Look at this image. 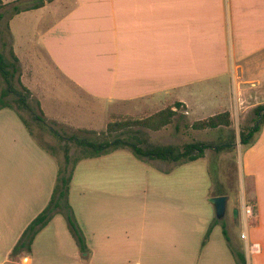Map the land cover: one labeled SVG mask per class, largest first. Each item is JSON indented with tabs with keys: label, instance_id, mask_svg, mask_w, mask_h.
<instances>
[{
	"label": "crops",
	"instance_id": "crops-1",
	"mask_svg": "<svg viewBox=\"0 0 264 264\" xmlns=\"http://www.w3.org/2000/svg\"><path fill=\"white\" fill-rule=\"evenodd\" d=\"M25 14L36 16L37 45L53 74L35 83L39 108L54 119L64 117L60 110L68 112L64 102L72 103L71 98L78 105L112 104L110 112L118 116H148L171 105L186 116L228 111L232 117L222 87L232 85L233 97L242 101L254 78L240 77L264 71V0H44L12 19ZM31 72L36 73L34 64ZM198 117L194 121L207 118ZM120 149L78 165L98 166L84 184L91 188L99 185V178L106 179L100 184L106 183L109 191L129 183L116 179H140L147 200L135 205L137 213H113L117 205L100 202L102 198L85 193L89 189L84 192L77 182L75 187V175L69 202L89 252L81 254L63 216L56 213L35 235L29 252L12 255L26 226L51 197L57 160L15 108H0V264H85L84 257H89L88 264H236L228 244L244 252L246 264H264V118L254 141L241 150L240 209L233 198L231 209L237 208V216L232 221L225 215L214 218L208 201L222 187L214 189L205 169L211 155L207 150L178 165L134 159V166L122 168L118 162L129 157L117 153ZM101 160L109 161L107 169L100 168ZM245 178L252 180L255 218L241 229V239L230 227L239 217L247 224L242 209L247 204ZM222 192L228 202L230 195ZM214 219L219 223L202 243Z\"/></svg>",
	"mask_w": 264,
	"mask_h": 264
},
{
	"label": "rangeland",
	"instance_id": "rangeland-1",
	"mask_svg": "<svg viewBox=\"0 0 264 264\" xmlns=\"http://www.w3.org/2000/svg\"><path fill=\"white\" fill-rule=\"evenodd\" d=\"M37 1L40 0H15L10 2H3L0 0V55L3 57V60L8 63L6 69L11 73V75L8 76L9 81H6L0 74V97L3 90H9V93L2 98L3 101L11 104V106L19 112V114L27 122L29 128L32 130L37 141L54 155L55 159L57 160L58 168V165H64L65 146L68 149V153L71 157L80 155L81 147L76 142L75 138H85L87 140H94L96 142L112 139L113 135L117 133L108 134L106 132L108 123L113 121L138 119V117H145V114L137 116V118L128 115L118 116L117 114L115 115L114 112H110L111 108L114 106L112 104L105 105V103L100 104L95 102L89 105L86 103L78 105L76 99L71 98L72 103L69 101V104L66 100L64 102L68 109H63L67 110L68 112L64 113L62 109L60 110L63 112L61 113L62 116H64L62 119H54L49 115H44V113L39 108V99L37 97L39 87L35 85V83H38L41 77H46L47 73L51 77H53V74L49 70L50 67H48L45 55L37 45L38 31L40 28L35 26L36 16L34 14H25L12 19L13 15L15 14V10L13 8L14 5H17L19 8H23L27 4ZM8 23L10 24V30L8 29ZM12 48H14L13 51L15 50L21 60L20 62H14L17 68L16 71H13V68L9 64L13 62L11 56ZM29 64H31V67ZM33 64L36 73L31 72ZM240 78L243 80H246L247 78H254L253 85H246L249 90L244 92V99L242 101H240L241 98H238L237 100L235 97H233L232 85L230 86L229 83H226L224 85V89L222 87L224 92H228L227 98L223 100L230 105L229 110L231 111L232 116L231 125L228 127L214 129L207 128L201 130L194 129L191 127L193 121L197 120L199 118L198 116L207 117L208 115L189 114L186 116L182 109L176 108V114L173 116L172 122L160 130L152 131L137 127H132L129 130L131 132L137 131L136 136L141 139L142 143H140V146L142 147L153 145H173L179 150H183V147L188 143L205 142L206 148L204 150H207V152L211 153V155H209L206 159V163L204 162L205 169L209 171L212 176L214 189L222 187V190L226 192V194L228 193L230 195V200L227 202L225 217L231 221L235 217L233 214V209L236 208L234 207L231 209V202L233 201V198L239 200L237 202L238 209H240L239 202L241 201L242 187L240 176V154L244 146L239 141V133L243 131L246 132L254 125L255 121L257 120L256 108L259 105L264 106V71L258 73L257 77ZM50 83L52 82L50 81ZM27 85L31 87L29 93L24 90L25 87L27 88ZM221 92L222 91L220 89V93ZM18 95L23 96L25 105L18 102ZM257 103L261 104L257 105ZM213 113L214 111L212 109V114ZM136 129H139V131ZM231 142L237 143L234 145V149L227 147L219 151H215L214 147L217 144H226ZM113 151L110 152L113 153ZM117 153L124 155L127 154L129 157L127 161H123L122 159L118 162L122 168H125V165L127 164H129L128 166H134V159L143 160L134 155V153L128 148H123V150L120 149V152ZM130 155H132L134 158H131L132 156ZM84 159L85 158H82L81 160ZM143 161L147 162L146 160ZM182 163L183 162H177V165ZM202 163L199 164L200 168ZM78 164L79 163L76 164L72 175V178L75 175V177H77V180L75 181V187L77 182V187H85L83 189L84 192L86 188L89 189L85 193H91L92 196L102 198L103 201L100 202H109L111 204L117 205L114 206L113 213H137L138 211L135 205L140 201L147 200L144 197V193H141L145 185L138 184L140 179H131V176L126 177V179H116L117 181L123 180L129 182L126 186H123L124 188L121 187L123 188L122 190L120 187H118L109 191L110 187L106 183H103L106 179L102 178L95 180L99 181V185L95 188H91L89 185H84L85 182L90 181V173H93L95 170H97L98 166L95 164H82L79 166ZM98 165H100V168L106 167L107 169L109 167V161L101 160ZM101 181L103 182L100 184ZM91 182H93V180ZM113 187H115V185ZM77 190L79 191V188H77ZM191 192L194 193L196 197L199 195V193H196L193 190H190V193ZM109 193L112 196L110 200H108ZM91 195H87V197H91ZM253 200L252 180L247 178V182L245 184V203L252 205L253 207ZM121 205H125V208ZM61 216L63 215L61 214ZM214 218H216L215 213ZM254 218V209L253 215L247 218V224L245 223L243 225L242 218L239 217V220L236 223H232L230 227L232 233L237 236V238H239L241 229H243L244 226L248 224H252L254 222ZM81 254L86 253L82 252ZM81 259L85 264H88L90 261L89 257H84Z\"/></svg>",
	"mask_w": 264,
	"mask_h": 264
},
{
	"label": "trees",
	"instance_id": "trees-1",
	"mask_svg": "<svg viewBox=\"0 0 264 264\" xmlns=\"http://www.w3.org/2000/svg\"><path fill=\"white\" fill-rule=\"evenodd\" d=\"M42 4H43V0H40L31 7L19 8L17 5H14L13 8L15 10V13H17L26 8L40 7L42 6ZM11 56L13 62L9 64L13 68V71H16L17 68L14 62H17L18 59L13 53V51H11ZM7 66L8 63H6L3 60V57L0 55V74L6 81H9L8 76H10L11 73L6 69ZM24 90L27 93H29V90L26 87ZM8 93H9L8 89L2 91L0 97V108L12 107L11 104L3 101L2 99ZM18 102L25 105L22 95H18ZM180 104L181 103H176V107L180 106ZM175 114H176V109H173L172 106H167L163 109L158 110L153 114H150L142 118L131 119L127 121L110 122L107 125L106 132L108 134L117 133L113 135L112 139L105 140L102 142H96L94 140H87L85 138H81V139L75 138L76 142L81 147V152L80 155L78 156L71 157L70 154L68 153V149L65 146L64 165L62 166L58 165L56 179L51 193V197L48 203L46 204V206L26 226L20 238L18 239L17 243L12 249V255L17 254L22 250L29 252L31 250V243L35 235L42 227H44L51 220V218L56 213H60L63 215L66 221L68 231L72 236V238L74 239L75 244L77 245L79 251L81 253L89 252L83 232L79 227V224L74 215V211L68 200L69 188L72 180L73 171L76 164L82 158L98 156L119 148L130 149L134 153V155H136L137 157L143 160L162 159V160H169L174 162H186L203 156L204 149L206 148L204 143H188L183 147V150H179L173 145H153V146L142 147L140 146V143H142L141 139L136 136L137 131L135 132L129 131L130 128L132 127L145 128L152 131L160 130L161 128L165 127L166 125L172 122L173 116ZM256 115H257V120L255 121L254 125L251 128H249L246 132L243 131L239 133V141L243 146L251 144L254 141L255 134H257L260 131L261 124L264 118V106L259 105L256 108ZM20 117L23 120V122L26 124L27 122L23 119V117L21 115ZM231 122L232 121L229 112L224 111L221 113L211 115L205 119L194 121L191 124V127L200 130L207 128L214 129V128L228 127L231 125ZM136 130L139 131V129ZM234 145L235 142L226 143V144L222 143V144H217L214 148L215 151H219L227 147L230 149H234L235 147ZM216 194L223 195V192L222 190H218ZM216 223H219V221L217 219H214L213 222L208 227L203 237L202 243H204L207 240L212 226ZM220 224L222 226L224 237L227 243H229V238L224 223L220 222ZM228 245L229 248L231 249V252L233 253L236 264H246L244 252L241 251L240 249L231 248L230 244Z\"/></svg>",
	"mask_w": 264,
	"mask_h": 264
},
{
	"label": "water",
	"instance_id": "water-1",
	"mask_svg": "<svg viewBox=\"0 0 264 264\" xmlns=\"http://www.w3.org/2000/svg\"><path fill=\"white\" fill-rule=\"evenodd\" d=\"M227 200L228 196L224 194L209 196L208 201L213 206L215 217L217 219H222L224 217L227 207ZM233 214L235 217L237 216V208L233 209Z\"/></svg>",
	"mask_w": 264,
	"mask_h": 264
},
{
	"label": "built area",
	"instance_id": "built-area-1",
	"mask_svg": "<svg viewBox=\"0 0 264 264\" xmlns=\"http://www.w3.org/2000/svg\"><path fill=\"white\" fill-rule=\"evenodd\" d=\"M243 214H244V216L245 217H250V216H252L253 215V207H252V205H249V204H245L244 206H243ZM245 237V234L244 233H242L241 234V238H244Z\"/></svg>",
	"mask_w": 264,
	"mask_h": 264
}]
</instances>
